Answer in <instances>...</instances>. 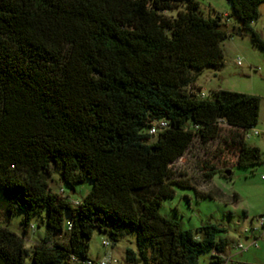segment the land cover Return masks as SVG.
Returning a JSON list of instances; mask_svg holds the SVG:
<instances>
[{
  "label": "trees",
  "instance_id": "obj_1",
  "mask_svg": "<svg viewBox=\"0 0 264 264\" xmlns=\"http://www.w3.org/2000/svg\"><path fill=\"white\" fill-rule=\"evenodd\" d=\"M227 1L239 34L250 31L264 49L253 28L264 0ZM172 9L175 16L165 13ZM227 35L222 17H205L198 0H0V210L22 212L25 232L33 217L47 229L30 250L0 224V264L28 256L31 264H88L96 230L113 243L135 232L130 264H200L206 253L209 264H223L225 226L182 229L159 209L175 185L208 195L171 170L196 141L228 129L237 166L264 162L246 141L260 97L194 88L204 68L224 63ZM161 119L168 126L151 141ZM54 172L73 190L88 180L92 187L73 202L53 191Z\"/></svg>",
  "mask_w": 264,
  "mask_h": 264
},
{
  "label": "rangeland",
  "instance_id": "obj_2",
  "mask_svg": "<svg viewBox=\"0 0 264 264\" xmlns=\"http://www.w3.org/2000/svg\"><path fill=\"white\" fill-rule=\"evenodd\" d=\"M199 9L205 17H214L219 14L226 24L228 35L221 41L224 53V63L218 67L204 68L197 76L194 88L196 91L208 95L216 89H226L237 92L254 94L260 97L259 118L255 129L259 134H251L246 141L261 149L264 158V49L251 37L248 30L239 34L240 22L234 16L232 7L227 0H198ZM180 5L178 9H182ZM259 17L254 21L253 28L264 39V2L258 7ZM166 14L176 15L177 9L166 11ZM233 132L226 129L221 136L208 143L194 142L189 148L171 163L174 179L187 181L191 186L207 196H200L192 187L174 186L172 197H164L160 206V213L179 222L182 229L194 232L207 223L225 226L227 231L222 236L228 238V246L224 255L233 260V264H264V230L259 219L264 216V162L250 167L236 165V147L227 146ZM156 139L152 135L151 141ZM231 169L230 177L224 176L221 170ZM215 170L210 180L206 172ZM224 174V175H223ZM53 191L69 196L71 201L80 200L92 187L91 181L78 184L71 189L53 173L50 179ZM64 192L62 191V189ZM24 214L17 212L9 215L0 210V224L8 226L25 239V245L30 250L35 243L40 242L46 235L45 223H40L39 217H33L25 232L21 220ZM69 222V215L64 218V230ZM258 237V247L249 246L240 250L237 245H249L253 238ZM64 232H53L57 238ZM111 245L105 247L104 241ZM89 258L99 260L106 254L117 259L112 264H130L125 259L128 248L137 251L136 233H125L113 243L108 235L98 230L94 231L88 240ZM209 253L200 257V264H205ZM26 264H31L30 256Z\"/></svg>",
  "mask_w": 264,
  "mask_h": 264
},
{
  "label": "built area",
  "instance_id": "obj_3",
  "mask_svg": "<svg viewBox=\"0 0 264 264\" xmlns=\"http://www.w3.org/2000/svg\"><path fill=\"white\" fill-rule=\"evenodd\" d=\"M201 95H205V94L203 92H201ZM219 121L223 125L226 124L224 119H220ZM167 126H168L167 120L161 119V120H158V121L154 122L152 124V126H150L149 132L152 135H156L160 130L166 128ZM252 133L259 134V131L254 128V129L251 130V134ZM249 135H250V132L247 134V136H249ZM262 178L264 179V173L262 174ZM259 224L261 225V227L264 230V216L259 219ZM250 236L253 238V240L251 241V243H249V245H244L242 243H239L237 245L240 250H246L249 246L258 247V239L254 235V232H252L250 234ZM104 245H105V247L108 248V247H110L111 243L108 240H105L104 241ZM116 262H117L116 258L112 257L110 254H106L103 258H101L99 260L91 259L87 263L88 264H112V263H116Z\"/></svg>",
  "mask_w": 264,
  "mask_h": 264
},
{
  "label": "crops",
  "instance_id": "obj_4",
  "mask_svg": "<svg viewBox=\"0 0 264 264\" xmlns=\"http://www.w3.org/2000/svg\"><path fill=\"white\" fill-rule=\"evenodd\" d=\"M257 239H258V237H257ZM211 254L212 253H209V255L207 257V260L204 262L205 264H209V260H210ZM222 256H223V264H233V260H232V258L230 256L228 258L224 254Z\"/></svg>",
  "mask_w": 264,
  "mask_h": 264
},
{
  "label": "water",
  "instance_id": "obj_5",
  "mask_svg": "<svg viewBox=\"0 0 264 264\" xmlns=\"http://www.w3.org/2000/svg\"><path fill=\"white\" fill-rule=\"evenodd\" d=\"M224 173H225L226 176H230L231 173H232V170L231 169L225 170Z\"/></svg>",
  "mask_w": 264,
  "mask_h": 264
}]
</instances>
